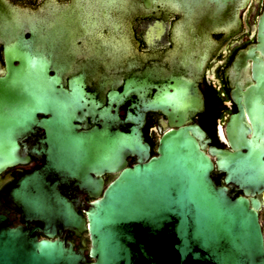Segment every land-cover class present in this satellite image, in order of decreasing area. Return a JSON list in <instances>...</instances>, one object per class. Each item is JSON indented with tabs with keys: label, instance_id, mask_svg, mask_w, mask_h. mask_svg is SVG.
Returning <instances> with one entry per match:
<instances>
[{
	"label": "flooded vegetation",
	"instance_id": "obj_1",
	"mask_svg": "<svg viewBox=\"0 0 264 264\" xmlns=\"http://www.w3.org/2000/svg\"><path fill=\"white\" fill-rule=\"evenodd\" d=\"M263 15L264 0H0V123L32 121L34 76L44 82L43 110L36 115L43 124L0 131L19 145L17 161L0 169V213L12 226L38 227L44 238L42 223H24L11 205L21 178L43 169L50 200L78 203L83 216L82 206L100 198L115 178L109 171L92 173L103 184L95 196L65 175L51 101L66 106L77 132L139 129L151 157L163 134L182 120L204 130L207 153L211 146L234 151L229 128L241 92L254 82V57H264ZM211 157L217 184L260 200L264 225V189L246 195ZM126 159L128 166L139 162L131 154ZM57 231L55 238L76 248L90 246L87 231Z\"/></svg>",
	"mask_w": 264,
	"mask_h": 264
},
{
	"label": "water",
	"instance_id": "obj_2",
	"mask_svg": "<svg viewBox=\"0 0 264 264\" xmlns=\"http://www.w3.org/2000/svg\"><path fill=\"white\" fill-rule=\"evenodd\" d=\"M259 38L264 52V15ZM252 76L229 128L234 151L211 146L207 153L204 130L182 120L163 134L158 155L151 157L139 129L77 132L66 106L51 101L65 175L95 196L103 184L92 173L109 171L115 178L100 198L82 206L85 216L78 203L50 200L43 169L21 178L11 191V205L24 223L40 221L46 237H39L38 227L12 226L0 213V264H264L261 202L217 184L211 157L246 195L264 189V57H254ZM42 78L33 79L32 121L0 123V131L43 124L36 116L43 110ZM18 146L15 137L0 135V169L17 161ZM130 154L139 160L133 166L127 165ZM58 227L87 231L89 248L55 238Z\"/></svg>",
	"mask_w": 264,
	"mask_h": 264
},
{
	"label": "trees",
	"instance_id": "obj_3",
	"mask_svg": "<svg viewBox=\"0 0 264 264\" xmlns=\"http://www.w3.org/2000/svg\"><path fill=\"white\" fill-rule=\"evenodd\" d=\"M88 260L91 261V258L88 257Z\"/></svg>",
	"mask_w": 264,
	"mask_h": 264
}]
</instances>
